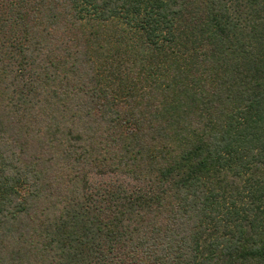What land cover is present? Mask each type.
Returning <instances> with one entry per match:
<instances>
[{
    "label": "trees",
    "instance_id": "obj_1",
    "mask_svg": "<svg viewBox=\"0 0 264 264\" xmlns=\"http://www.w3.org/2000/svg\"><path fill=\"white\" fill-rule=\"evenodd\" d=\"M0 264H264V0H0Z\"/></svg>",
    "mask_w": 264,
    "mask_h": 264
}]
</instances>
